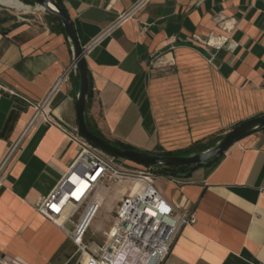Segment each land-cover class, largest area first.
Masks as SVG:
<instances>
[{
	"label": "crops",
	"instance_id": "obj_1",
	"mask_svg": "<svg viewBox=\"0 0 264 264\" xmlns=\"http://www.w3.org/2000/svg\"><path fill=\"white\" fill-rule=\"evenodd\" d=\"M58 1L81 48L98 39L84 55L85 118L101 138L151 154L208 148L264 114V0ZM29 8L0 5V163L47 97L51 121L33 124L2 180L0 252L52 264L70 240L34 206L77 155L78 74L60 22ZM210 35L223 37L219 49L195 41ZM153 176L174 208L196 216L163 264H264V130L189 176Z\"/></svg>",
	"mask_w": 264,
	"mask_h": 264
},
{
	"label": "built area",
	"instance_id": "obj_2",
	"mask_svg": "<svg viewBox=\"0 0 264 264\" xmlns=\"http://www.w3.org/2000/svg\"><path fill=\"white\" fill-rule=\"evenodd\" d=\"M145 1L141 0L138 6ZM127 16L129 14L122 16L117 23L125 20ZM218 26L226 33L232 30V26L226 25L223 20H218ZM97 40L84 48V54ZM195 41L207 48L219 49L224 39L210 35L205 41L196 38ZM70 69H74L73 66ZM60 81L61 79L55 83L50 93ZM47 99L48 97L35 106L30 122L8 148L0 163V186L10 161L20 149L33 124L37 121H51ZM69 138L75 145L76 158L54 190L36 204L34 210L64 230L76 249L70 260L78 256L75 264H163L182 230L196 223L195 212L187 207L174 208L155 188L152 170L145 167L117 166L116 159L106 156L77 134ZM123 183H128L130 187L121 195L104 243L101 246L91 244L86 247L82 240L97 210V192L101 188ZM133 189L136 190L133 192ZM77 214L76 222H73L74 231L71 233L64 225L72 223ZM89 214L90 217L84 225L81 220L83 217L85 220ZM58 220H63L61 225L57 224ZM0 264L25 263L10 259L0 252Z\"/></svg>",
	"mask_w": 264,
	"mask_h": 264
},
{
	"label": "water",
	"instance_id": "obj_3",
	"mask_svg": "<svg viewBox=\"0 0 264 264\" xmlns=\"http://www.w3.org/2000/svg\"><path fill=\"white\" fill-rule=\"evenodd\" d=\"M33 5L45 14L56 18L68 38L73 49V68L78 74V90L75 96V116L77 122V135L89 145L98 149L106 156L124 160L148 168H187L186 176L194 170L209 166L218 161L234 143L244 137L264 130V114L253 117L236 125L230 131L222 135L220 140L212 148L197 154L187 156L164 157L157 154L137 151L134 149H121L110 141L94 135L86 122L85 103L89 94L88 71L84 58V48H81L70 18L66 11L54 0H31ZM164 175L165 172H162Z\"/></svg>",
	"mask_w": 264,
	"mask_h": 264
},
{
	"label": "rangeland",
	"instance_id": "obj_4",
	"mask_svg": "<svg viewBox=\"0 0 264 264\" xmlns=\"http://www.w3.org/2000/svg\"><path fill=\"white\" fill-rule=\"evenodd\" d=\"M115 164L123 168H134L133 164L124 160H115ZM156 185L157 183L155 182L154 186L156 187ZM115 187L121 188V193L124 194L127 187L129 188L130 186L128 185V183L114 185V188L110 192H107V194L103 198L97 199L100 203L98 211L93 216L92 221L88 226V229L86 230L82 240L83 244L86 247H89L91 244L101 246L105 241L106 233L109 231L112 225L113 217L115 215L118 202L121 198L120 194L115 192ZM78 215L79 214H77L73 218L72 223L69 222L64 225V228L71 233L74 230L73 222H76ZM75 250L76 249L74 245L70 241L58 253L52 264H64L67 259H69V263L67 264H75L78 256H75L70 260V257L74 254Z\"/></svg>",
	"mask_w": 264,
	"mask_h": 264
},
{
	"label": "trees",
	"instance_id": "obj_5",
	"mask_svg": "<svg viewBox=\"0 0 264 264\" xmlns=\"http://www.w3.org/2000/svg\"><path fill=\"white\" fill-rule=\"evenodd\" d=\"M21 3H23L24 5L27 6H32L33 3L31 0H19ZM57 4H59L61 6V4L59 3L58 0H54ZM62 7V6H61ZM58 21V20H57ZM63 30V29H62ZM90 129V128H89ZM90 131L96 135L99 136L97 133H95L93 130L90 129ZM100 137V136H99ZM216 145V143L214 145H212L211 147L206 148L205 146L201 145L200 143H195L194 145H192L189 149L187 150H183V151H178V152H174V153H167V152H158L157 155L160 156H164V157H171V156H187V155H192V154H197L200 153L202 151H205L209 148H212ZM117 147L121 148V149H130L126 146H121V145H116ZM221 159V158H220ZM219 159V160H220ZM117 160V159H116ZM218 160V161H219ZM218 161H216L215 163L211 164L210 166L215 165ZM131 163V162H129ZM134 165V167H142L139 166L137 164L131 163ZM154 175H160L162 174V172H165L164 175L166 176H184V173H187V168H161V167H156L155 169L152 170Z\"/></svg>",
	"mask_w": 264,
	"mask_h": 264
},
{
	"label": "bare ground",
	"instance_id": "obj_6",
	"mask_svg": "<svg viewBox=\"0 0 264 264\" xmlns=\"http://www.w3.org/2000/svg\"><path fill=\"white\" fill-rule=\"evenodd\" d=\"M0 5H2L3 7H6L8 9H11V10H15V11H27L29 10V6L27 5H24L23 3H21L19 0H0ZM39 9V8H38ZM40 10V9H39ZM130 186V185H129ZM132 188V187H131ZM136 189H133V192L135 191ZM107 194V190L105 189H100L98 192H97V195L96 197L98 199H101L103 198L105 195ZM98 203H96L97 205V210L94 212V215L96 214V212L98 211V208H99V201H97ZM94 209V207H93ZM92 209V210H93ZM90 217V214L86 217V219L84 220V217L82 218L81 221L84 222V225L86 224V222L88 221ZM62 221L63 220H58L57 221V224L61 225L62 224ZM92 221V220H91ZM91 221L89 222L88 226L90 225ZM88 226H87V229H88ZM91 248H94L93 246Z\"/></svg>",
	"mask_w": 264,
	"mask_h": 264
}]
</instances>
